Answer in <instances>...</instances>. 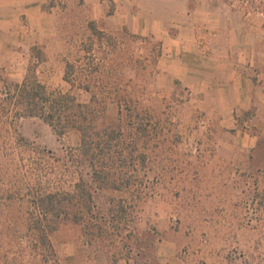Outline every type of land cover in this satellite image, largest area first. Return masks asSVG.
<instances>
[{
	"label": "rangeland",
	"instance_id": "374dc122",
	"mask_svg": "<svg viewBox=\"0 0 264 264\" xmlns=\"http://www.w3.org/2000/svg\"><path fill=\"white\" fill-rule=\"evenodd\" d=\"M249 1L0 3L1 11L42 3L53 18L27 35L0 24V99L29 75L82 103L88 85L134 99L122 119L109 100L97 122L113 125L107 165L125 173L121 188L91 187L100 209L59 223L51 236L59 264H264V11ZM191 82L219 84V99ZM219 105L237 107L235 119H223ZM80 140L41 117L0 118V264L29 263L20 243L38 214L33 202L75 186ZM110 205L124 207L122 224L88 232Z\"/></svg>",
	"mask_w": 264,
	"mask_h": 264
},
{
	"label": "trees",
	"instance_id": "16d2710c",
	"mask_svg": "<svg viewBox=\"0 0 264 264\" xmlns=\"http://www.w3.org/2000/svg\"><path fill=\"white\" fill-rule=\"evenodd\" d=\"M250 6L256 10L264 11V0H250ZM97 34L99 31L93 29ZM90 60V59H89ZM92 62L88 63L90 66ZM76 66L68 62L66 65L65 80L70 81L72 76H76ZM87 83H92L94 74L85 72ZM76 78V77H75ZM78 79V78H77ZM83 84V82H80ZM90 94V100L82 103L76 98H70L68 94L50 91L48 87L37 80H31L30 75L25 78L23 83L12 85L4 98L0 99V118L5 114L13 112L17 117L30 116L41 117L59 134L65 135L69 131L80 133L81 140L75 155V166L79 173V178L75 186L64 192L46 193L39 196L33 202V208L38 214H33L28 219L26 236L21 239L26 243V253H28V264H59L58 255L51 240L53 232L57 229L60 222L69 220V212L81 210L84 214H90L100 209L95 202L94 191L92 188L97 186L100 190L111 191L120 190L117 182L123 180L125 173L122 170L115 171L109 168L106 154L107 142L112 141V127L109 125L98 126L97 122L106 117L107 111L115 102V113L117 118L122 119L123 104L134 101L131 95L121 92L112 93L109 97L101 90H92L90 85L84 88ZM115 96L113 99H111ZM111 103V104H110ZM133 118L139 115L133 113ZM121 132L122 126H118ZM118 155L121 153L117 152ZM83 172H87V177ZM60 198V199H59ZM107 208V206H106ZM65 212V216L58 211ZM103 211V210H100ZM102 216L97 217L96 221L88 220L85 227L88 232L100 230L104 232L109 224H122L125 217L124 207L110 205V209L104 211ZM63 218L62 221L59 219ZM21 248L22 250H25ZM23 253V251L21 252ZM24 258H16L7 264H24Z\"/></svg>",
	"mask_w": 264,
	"mask_h": 264
},
{
	"label": "crops",
	"instance_id": "0c3cea01",
	"mask_svg": "<svg viewBox=\"0 0 264 264\" xmlns=\"http://www.w3.org/2000/svg\"><path fill=\"white\" fill-rule=\"evenodd\" d=\"M4 1L5 0H0V3ZM20 1L21 0H8V2H11L14 4ZM40 4L42 5V3ZM40 4L35 5L34 7H22V6L16 5L15 7L7 9L6 11L0 10V24L3 22H7L9 26L17 30L21 29L20 30L21 33L22 34L26 33L27 35L28 32H30V29H32V27H37V25L40 27L42 23L45 24V22L48 21L49 18L51 19L52 17L47 13L46 10H43ZM51 21H53V18L51 19ZM191 83H193V87H192L193 92L195 91L207 92L209 93L208 95L210 96V98L211 99L213 98L215 102L219 99L220 94L218 95V93H216V90L219 84L217 85L215 83H210V84L205 85L204 83H196V82L195 83L191 82ZM226 90H227L226 91L227 93L232 92L230 88ZM222 98L223 100H225L226 98L229 103V101L232 99V95L230 93V94L224 95ZM219 108L223 110V112H221L222 114L225 113L227 115V117H223V119H235V117L233 116V113L235 110H237V107H233L232 105L231 106L225 105L221 107L219 105Z\"/></svg>",
	"mask_w": 264,
	"mask_h": 264
}]
</instances>
